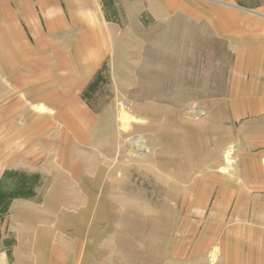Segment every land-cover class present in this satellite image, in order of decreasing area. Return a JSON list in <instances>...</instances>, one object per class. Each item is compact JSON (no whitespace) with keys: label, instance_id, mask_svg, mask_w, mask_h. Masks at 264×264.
Listing matches in <instances>:
<instances>
[{"label":"rangeland","instance_id":"obj_1","mask_svg":"<svg viewBox=\"0 0 264 264\" xmlns=\"http://www.w3.org/2000/svg\"><path fill=\"white\" fill-rule=\"evenodd\" d=\"M146 2H102L111 51L81 91L87 139L61 151L60 137H35L34 152L1 154L11 260L60 243L81 247L82 264H264V147L244 135L264 120L233 118L234 46ZM255 176L260 196H229Z\"/></svg>","mask_w":264,"mask_h":264},{"label":"crops","instance_id":"obj_2","mask_svg":"<svg viewBox=\"0 0 264 264\" xmlns=\"http://www.w3.org/2000/svg\"><path fill=\"white\" fill-rule=\"evenodd\" d=\"M102 2L0 0V170L1 154L34 152L35 137H60L65 145L61 151L87 139L95 118L81 91L111 51ZM146 9L165 18L182 15L206 23L218 38L231 42L233 118L264 120V0H150ZM244 135L252 148L264 147V130ZM249 185L250 191L229 196H260L258 176ZM47 255L11 260L2 251L0 264H82L81 247L58 243Z\"/></svg>","mask_w":264,"mask_h":264},{"label":"bare ground","instance_id":"obj_3","mask_svg":"<svg viewBox=\"0 0 264 264\" xmlns=\"http://www.w3.org/2000/svg\"><path fill=\"white\" fill-rule=\"evenodd\" d=\"M35 110H37L39 113H40V112H41V113L46 112L45 107H44V108H42V107H35ZM37 111H36V112H37ZM127 120H132V119L129 118L125 113H122V114H121V121L123 122V121H127ZM134 142L137 143L138 146L141 145V144L139 143L140 140H138V139L134 140ZM226 158H227V157H226ZM227 159H228V158H227Z\"/></svg>","mask_w":264,"mask_h":264}]
</instances>
